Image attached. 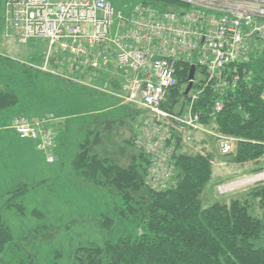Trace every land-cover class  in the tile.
I'll return each instance as SVG.
<instances>
[{"label": "trees", "instance_id": "obj_1", "mask_svg": "<svg viewBox=\"0 0 264 264\" xmlns=\"http://www.w3.org/2000/svg\"><path fill=\"white\" fill-rule=\"evenodd\" d=\"M153 1L178 6L172 0ZM252 47L247 61L231 63L225 70L227 78L238 76L234 86L224 91L216 88L215 81L206 86L204 76L193 87L202 90L194 104V111L201 113V125L239 139L237 150L230 155L221 156L217 146L215 152L218 138L213 133L197 132L188 139V130L168 125L171 130L165 139V164L154 178L165 186L156 187L147 183L153 156L137 145L138 135L148 127L145 121L155 120L149 111L142 113L134 108L125 115L126 119H136V127L131 130L136 136L122 140V154L114 157L102 150L105 123L97 121L91 126L78 144L73 173L88 185L118 191L126 206L122 214L138 215L141 230L135 238L124 234L114 237V233L102 247L91 244L79 249L74 264H264V182L236 196L219 194L217 199H205L214 166L222 164L217 162L222 160L218 156L243 167L258 164L253 174L264 171L260 165H264V39H256ZM179 66L184 67L179 83L163 108L182 113L189 99L185 90L190 68L187 64ZM198 70L204 75L198 67L196 74ZM216 101L223 108L213 115ZM18 103L15 90L0 76V112ZM131 148L136 150L131 162L121 164L119 159ZM23 193L16 190L0 197L1 264L7 262L3 257L13 240L3 210L13 206L20 209ZM98 220L103 228L106 222L114 221L103 215Z\"/></svg>", "mask_w": 264, "mask_h": 264}, {"label": "built area", "instance_id": "obj_2", "mask_svg": "<svg viewBox=\"0 0 264 264\" xmlns=\"http://www.w3.org/2000/svg\"><path fill=\"white\" fill-rule=\"evenodd\" d=\"M172 1L178 6L155 8L144 2L124 15L109 0H4L8 34L19 43L46 39L52 54L72 61L71 73L79 68L112 71L117 87L108 81L105 86L87 85L152 114L155 120L145 121L148 127L138 135L137 145L153 156L147 183L156 187L165 186L155 179L167 156L168 125L188 130V139L197 132L213 133L222 156L234 153L239 142L233 136L206 132L201 125V113L194 111L202 91L193 88L196 73L182 113L163 108L179 83L184 68L179 65L201 68L206 86L215 81L216 88L224 91L238 80V76L227 78V66L247 61L253 41L264 39V0ZM261 98L264 101V89ZM222 108L216 101L213 115ZM11 128L20 139L31 140L49 163L55 162V132L46 118L17 116ZM260 181L264 171L225 182L218 191L225 195Z\"/></svg>", "mask_w": 264, "mask_h": 264}, {"label": "rangeland", "instance_id": "obj_3", "mask_svg": "<svg viewBox=\"0 0 264 264\" xmlns=\"http://www.w3.org/2000/svg\"><path fill=\"white\" fill-rule=\"evenodd\" d=\"M109 1L116 11L124 15H131L136 6L144 2L162 8L153 0ZM4 6V0H0V76L4 84L15 90L19 103L0 112V197L16 190L25 193L20 209L13 206L3 210V218L13 239L3 260L7 261L5 264H74L79 249L91 244L102 247L114 233V237L124 234L135 238L140 235V217L122 214L126 206L118 191L88 185L73 173L78 144L97 121L105 123L102 127L105 137L102 150L111 157L122 154V140L135 139L136 136L131 131L136 127V119H126L125 116L135 106L128 103L105 110L110 104H118L122 100L110 92L88 87L85 82L90 81L83 69H75L71 74L72 61L52 54L46 39L34 38L27 43H19L8 34L6 16L4 22L1 20ZM92 72L96 78H99L98 74L101 78H108L102 84L97 82L98 86H105L108 82L118 86L112 71ZM96 78L94 80H98ZM203 78L198 70L196 81ZM135 108L145 113L142 107ZM17 116L46 118L55 132V162L48 164L42 160L23 143L28 141L15 135L11 124ZM212 130L205 129L206 132ZM217 144L213 147L215 152ZM135 152L133 148L128 149L119 159L120 163L129 164ZM218 157L222 160L217 162L222 164L214 166V177L205 191V199L208 200L220 197L218 187L221 184L252 175L253 169L259 166L254 164L236 169L233 165H240L230 163L226 157ZM260 165L264 166L263 162ZM243 188L239 190H245ZM232 193L221 196L237 195ZM100 215L114 221L106 222L103 228L98 220ZM111 222L114 225L112 229L109 226Z\"/></svg>", "mask_w": 264, "mask_h": 264}, {"label": "crops", "instance_id": "obj_4", "mask_svg": "<svg viewBox=\"0 0 264 264\" xmlns=\"http://www.w3.org/2000/svg\"><path fill=\"white\" fill-rule=\"evenodd\" d=\"M5 18V14H4V8H3V12H2V16H1V20H2V22H4V19ZM73 70V69H72ZM72 70H70V71H72ZM84 73H86L85 74V76H87L88 77V81H90V82H87V83H92L91 85H96V86H98V84H97V82L99 83H103L105 80H107L108 78H105V77H103L102 76V78H101V75L100 74H98V76L97 77H99V78H96V74H94V72H89V71H85L84 70ZM72 74V73H71ZM74 74V73H73ZM77 74V73H76ZM94 76V77H93ZM92 77V78H91ZM94 78H96V79H98V80H94ZM85 82V84L87 85V83ZM88 86V85H87ZM88 87H90V86H88ZM90 88H92V87H90ZM94 89V88H93ZM101 92V91H100ZM113 97H115V96H113ZM115 98H117V97H115ZM85 100H87V98H85ZM125 104H128V102H120V103H118V104H110L109 106H107V108L105 109V110H112V108H114V107H116V106H122V105H125ZM134 106L136 107L137 105H135L134 104ZM134 107V108H135ZM136 109V108H135ZM137 110V109H136ZM24 117H28V116H24ZM29 118H31V117H29ZM15 133V132H14ZM16 135V134H15ZM17 136V135H16ZM18 137V136H17ZM19 138V137H18ZM20 139V138H19ZM22 140V139H21ZM26 141H28V142H23V143H25V145H28L29 147H30V149L32 150V151H34V152H36L37 154H38V156L42 159V160H46V162L49 164V162L47 161V159H46V157H45V154L44 153H42V152H40L41 154H39V152H37L36 150H35V146H34V143L31 141H29V140H26ZM234 164V163H233ZM233 164H231V165H233ZM252 165H250V166H246V167H251ZM233 167L234 168H236V169H238L239 167H243V166H234L233 165ZM235 169V170H236ZM243 189H245V188H243ZM246 189H248V188H246ZM245 189V190H246ZM244 190H242L241 189V191L240 190H238V191H236V192H234V193H232V194H239L240 192H243ZM218 194V193H217ZM218 196H219V194H218ZM218 198V197H217Z\"/></svg>", "mask_w": 264, "mask_h": 264}, {"label": "water", "instance_id": "obj_5", "mask_svg": "<svg viewBox=\"0 0 264 264\" xmlns=\"http://www.w3.org/2000/svg\"><path fill=\"white\" fill-rule=\"evenodd\" d=\"M195 73H196V67L195 66H192L191 67V70H190V73H189V83H188V86L186 88V91H185V94L187 95L189 93V91L192 89L193 87V82L195 80Z\"/></svg>", "mask_w": 264, "mask_h": 264}]
</instances>
